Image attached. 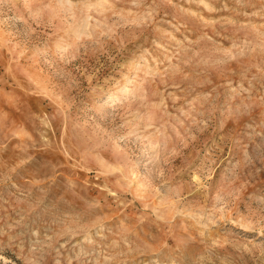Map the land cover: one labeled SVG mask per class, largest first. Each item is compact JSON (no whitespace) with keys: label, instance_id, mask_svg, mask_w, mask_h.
I'll use <instances>...</instances> for the list:
<instances>
[{"label":"rangeland","instance_id":"rangeland-1","mask_svg":"<svg viewBox=\"0 0 264 264\" xmlns=\"http://www.w3.org/2000/svg\"><path fill=\"white\" fill-rule=\"evenodd\" d=\"M0 264H264V0H0Z\"/></svg>","mask_w":264,"mask_h":264}]
</instances>
